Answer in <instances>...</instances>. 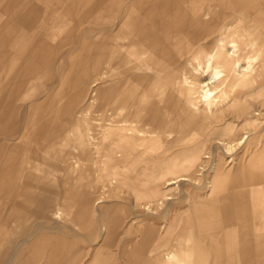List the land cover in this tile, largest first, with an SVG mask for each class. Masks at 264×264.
Instances as JSON below:
<instances>
[{
  "label": "crops",
  "instance_id": "1",
  "mask_svg": "<svg viewBox=\"0 0 264 264\" xmlns=\"http://www.w3.org/2000/svg\"><path fill=\"white\" fill-rule=\"evenodd\" d=\"M39 1L44 3L50 0ZM53 1L58 3L54 5L56 9L49 12L51 15L48 17L52 19L51 30L47 33L49 39L52 40L51 42L41 43L39 48L25 47L24 51L30 53L25 56L24 54L21 55L19 59L17 58L18 49L15 42L10 39L7 43H0V52L3 51V54L0 53V75L2 76H0V88L3 85L1 84L2 81L4 84H16L17 82L59 84V89L47 92L34 90L2 91L0 89V244L7 233L4 228L5 223H12L16 229L21 230V224L27 222L28 219L26 218H29V208L36 207L40 215L44 216L42 221L57 222L56 219L61 218L82 223L89 219L94 210L92 193L83 184L55 179L57 175L68 177L71 174L86 179L96 170L89 169L90 161L83 162L81 168L79 167L80 170L74 167L69 152L77 141L72 135V130L75 127L70 117L71 114L75 109H81L86 105L81 100L87 99L89 91L87 86L89 84H100L96 87L98 99L102 101L104 107H107L106 100L109 98L107 84L114 77L111 73L113 66H118L121 70L114 77L118 81L154 82L161 74L165 75L166 73V70L163 71L164 73L159 71L162 57L166 58L176 50L174 48L176 44V30L174 28L173 32L168 33L165 40H160L157 36L158 39L154 41L156 43L143 42V35H141L138 36V40L136 38L135 43L137 44L131 53L122 54L123 50L120 49L126 37L124 36L125 33L123 34V23L133 4L134 6L141 4L140 6L144 8L139 7V10L136 11L137 19L144 12L145 17L152 20L163 10L164 16H168L165 17L168 23H170V19H173L174 24L176 11L175 7H171L170 4H174L176 0H143L144 3L142 0H102L107 7L99 12L96 5L102 2L100 0ZM163 1L168 3L167 6L166 4L161 6ZM65 2H70L66 8ZM125 6L128 8L121 19V12ZM102 20H106V22ZM182 33L185 38H188L187 35L195 36L198 34L197 31L195 33L190 31L186 33L187 35L185 32ZM70 36H72L71 42ZM60 40H62L61 43ZM152 43L154 44L152 45ZM196 50L199 48L196 47L194 52ZM115 52H118V56L116 54L117 61L113 59ZM146 52L153 53L152 60L145 59L148 56ZM130 56L132 60L137 61V64L126 67L130 62ZM116 57L114 56V58ZM21 60L22 65H18V61ZM168 61L166 67L172 63L170 59ZM15 63L17 64L15 65ZM170 65L168 68L173 66ZM18 67L21 68L19 72ZM8 69H10L9 74ZM2 71L4 72L3 75L1 74ZM33 98L43 100L37 106H44L48 109L46 112L51 111L48 120H53L55 126L46 129L44 127L34 128L33 114L30 115L28 123L18 122L17 104L14 101ZM7 104L10 107H3ZM53 105L56 106L52 107ZM137 112L139 113V111ZM144 113L145 110L140 112L143 115ZM64 124L65 128L63 127ZM62 128L65 129L64 132H61ZM222 135L225 136V134ZM53 140H56L55 143ZM44 145L58 147H54L55 155L65 164L61 167L45 165L42 157H46V152L43 151L40 154L36 149L37 146ZM65 151L68 152V156L64 155ZM118 162L126 168V162L121 160ZM220 166L213 178L212 197L188 205L185 212L189 215L185 218L182 226L178 224V220L171 223L164 233H157L154 227L143 229L136 246L130 252V262L126 264H130L132 260L140 261L141 254L146 251L150 252L160 264V259L167 250L177 252V257L185 264H264V148L234 170H222V162ZM129 172L134 176L141 173L140 171ZM159 177L157 175V178ZM82 197L87 198V202ZM81 203L84 205L83 208L87 209L86 206H89L88 209L90 210V215L83 219L79 217L78 213ZM6 206L8 211L3 214L2 209ZM40 215L39 219L42 218ZM46 215L53 220H45ZM96 221L94 220L95 229L91 234L93 239L96 236ZM118 227L120 228V224ZM179 227H182L181 232L177 233L175 239H172L174 232ZM41 231L42 229L39 228L34 233L27 235L29 236L28 239L23 240L24 242L27 241L30 246L31 258L28 264H35L47 249L44 243L36 240V237L42 233ZM60 238H62L59 241L60 246L53 245L50 250L46 251L44 264H79L78 259H69L74 252L68 243V239L61 236ZM34 239L35 242L31 243ZM196 244L201 247H196ZM101 252L105 254L104 259H97V255ZM109 253L108 245L99 252L93 251L92 261L87 264H105Z\"/></svg>",
  "mask_w": 264,
  "mask_h": 264
},
{
  "label": "rangeland",
  "instance_id": "2",
  "mask_svg": "<svg viewBox=\"0 0 264 264\" xmlns=\"http://www.w3.org/2000/svg\"><path fill=\"white\" fill-rule=\"evenodd\" d=\"M54 2L55 1L50 0L49 2H44L46 3L44 4L39 0L2 1L0 3V6L2 4L0 7V43H7L10 39L15 42L16 48L18 49L17 58L19 59L21 58V55L24 54L25 56L30 53L29 51H24L25 47L39 48L41 47V43L51 42L52 40L49 39L47 33L51 30L50 26L52 19L48 17L51 15L49 12L56 9L54 6L56 5V2ZM69 4V2H65L66 7ZM127 8L128 7L125 6L122 10L121 19L126 13ZM219 11L226 14L230 13V10L224 8H221ZM208 12V10L203 11L206 16L207 14H210ZM99 21L101 20L99 19ZM102 21L106 22V20ZM12 26L14 27L12 28ZM9 31H11V34H9ZM211 40L213 41V39ZM259 40L260 41L256 44L257 46L254 47L255 49L249 54V58L246 59L247 61L244 60L241 63L244 68L250 66L246 71V74L249 75L245 78V86L242 85L234 89L232 87V79H229L225 85L218 86L213 95L209 96V100H213V102H211V114L209 113L211 122L200 125L201 130L194 131L191 125L189 123L188 125L184 119L179 116L174 118L171 117L172 122L170 124L171 129H169V133L172 137L174 136L172 141H168L167 138H164L163 136H165V134H163V132L160 134L157 133L155 136L152 134L147 136L146 134L148 132L152 133L155 131L145 128L142 125H140L139 129L143 131V134H126V137L121 139L118 138L116 141L112 140L113 142L108 139L106 141V144H109L107 146L108 149L102 154H98V167H96V170L88 175L86 179H81L72 174L68 175V177L63 175H57L55 177V179L70 181L77 184L79 183L86 186V189L92 193V203H97L98 200L103 198L101 204L94 206V210L89 219L82 223H75L74 221L61 218H57V222L42 221L44 216L40 215L37 208H29V218H26L28 219L27 222L21 224V230L16 229L12 223H5L6 225H4V228L7 233L0 244V264H28V261H30L31 258L29 251L30 246L27 241L24 242L23 240L28 239L29 236L27 235L34 233V231H37L39 228L42 229V233L36 237V240H40L44 243L45 247L47 246V249H45L44 253H42L35 264H44L47 255L46 251L50 250L53 245L60 246L59 241L62 240L60 236L68 239V243L74 252L70 255L69 259H78L79 264H87L92 261L91 257L93 251L99 252V250L103 249L105 246L103 244L104 230L106 225H109V222L111 221L109 218H118L120 222L119 235L108 245L110 253L109 256H107L105 264H126L127 262H130V252L132 248L136 246V243L139 240V235L143 229L146 230L151 226L156 229L157 233H164L165 230L170 227L171 223L177 222L178 220V224L182 226L185 222V218L189 215L185 212L188 205H191L192 202L195 203L198 199L201 201V199L203 200L207 197L210 198L213 193L211 192L209 194L210 196L198 194L197 192L200 190H195L191 185L186 184H183L181 188L183 189L182 191L177 190L175 186L165 189L170 180L173 179L172 181H175L182 176L192 179L203 156H208L207 153H212L214 159L216 158L215 160L221 159L223 166L222 170H234L240 165L246 163L249 157L264 148V73L260 72L261 63L264 64V28L259 31ZM207 41L210 42V40ZM207 41H200L198 43L205 45ZM201 45L199 47H201ZM20 49L21 51H19ZM0 53L3 54V51ZM191 57V53L186 55L178 62L179 65L177 64L176 66L167 68L165 75L161 74L159 78H156V81L153 83L150 82V84L154 85L157 89L168 82L173 84L175 80L183 79L184 75L181 72L179 73L180 75L178 74L179 77L178 75H174V72H177L182 64H184V61L191 59ZM18 65H22V60L18 61ZM20 69L21 68L18 67V72ZM167 74H169L168 77H166ZM190 74L191 72L187 75L190 76ZM222 76L223 74L218 78H221ZM17 78L19 77L17 76ZM96 85L99 86L100 84ZM167 85L169 86V84ZM92 86L93 84L87 86V89L89 90L87 99L84 98V100H81V102L86 103V105L81 109H75L70 117L74 122V120L76 121L78 118L87 116L90 120H98L101 126H105L109 122V118L106 116L109 107L107 105L105 108L100 99L94 104L90 102L91 93L94 89ZM107 86V88H109V84H107ZM4 88L5 90H34L47 92L59 89V84L47 82H35L32 84L17 82L16 84L5 83L0 89L5 91ZM152 90L154 93L155 89L153 88ZM220 91L226 93V97L222 98L221 96H217L216 100L215 93H219ZM154 94L150 97L153 102L155 99L160 101V91L159 93L155 92ZM199 95V93H196L194 97L197 99L199 102L198 105L202 109L205 102L200 99ZM41 101L43 100L36 98L26 100L16 99L14 102L17 104L16 111L18 122L28 123L30 115L33 114L34 118H32V121L34 128L44 127L46 129L50 126H55L53 125V120H48L51 111L46 112L48 110L47 108H44V106H37ZM55 106L56 105H53L52 107ZM3 107L8 108L10 106L7 104L3 105ZM215 112H219L220 115H217V117L212 115ZM226 123L232 126L234 130L232 131L231 136L225 138L220 134L224 128L223 125H227ZM197 133L202 137H199ZM214 133L218 136L216 134L214 135ZM214 136L218 141L221 140L220 142L224 141L228 144H235L241 137L244 138L239 146H235L233 149L228 150L226 145L221 146L217 144V140L214 139ZM248 136L249 138L246 141L245 139ZM101 143V145H104V142ZM54 147L44 145L37 146L36 149L40 154L43 153V151L46 152V157H42L44 158L45 165L61 167L65 163L55 155ZM107 153L109 154L107 155ZM231 159L232 162L229 163ZM120 160L126 162L127 169L123 167V164L118 162ZM78 170H80V168H78ZM128 170L140 171L141 173L134 176ZM157 175L160 177L157 178ZM173 187L177 199L171 202L170 205L164 206V208L161 206L159 208L160 210L157 209L156 215L149 213L147 208L158 203L161 200V197L163 198L170 194L172 192L170 188ZM104 195H106V197H104ZM7 211V206L2 209L3 214L7 213ZM39 215L42 217L41 219H39ZM45 217V220H53L47 215ZM94 220H97V226L96 236L94 235L95 238L93 239L91 234L95 229ZM181 229L182 227H179V229L174 232L172 239L177 237L181 232ZM33 242H35V239L32 240L31 243ZM196 247L200 248L201 246L196 244ZM141 256L142 258L140 261L132 260L130 264H158L150 252L146 251L141 254ZM168 257L169 255L163 254L160 259V264H169L167 261ZM172 263L175 264V261ZM180 264L185 263L180 262Z\"/></svg>",
  "mask_w": 264,
  "mask_h": 264
},
{
  "label": "bare ground",
  "instance_id": "3",
  "mask_svg": "<svg viewBox=\"0 0 264 264\" xmlns=\"http://www.w3.org/2000/svg\"><path fill=\"white\" fill-rule=\"evenodd\" d=\"M2 1H5V0H1V2ZM210 2L212 5L210 4ZM165 4L167 6L168 3H165L163 1L161 3V6L163 7ZM140 5L141 4L139 5L136 4V6H134L133 4V6L130 9L129 14L127 15L123 23V34L125 33L124 36L126 37L124 39V44H122V46L120 47V49L123 50V52L121 51L122 54L132 52L131 50L137 44L135 43L136 38L137 40L139 39L138 36L143 35L142 37L143 42H154L158 39L157 36L160 38V40L161 39L165 40L168 33L173 32L172 30L174 28L176 30V38H175L176 44L174 45V48L176 50L173 53H171V55H168L166 58L162 57V62L159 64L160 65L159 71L164 73L163 71H165L166 68L169 67L168 65H170L168 64L167 67L165 66L169 59H170V62H172L170 66L172 65L174 66L177 64L179 65L178 62L182 59V57L191 53L192 54L191 59L185 60L181 68L179 67L180 69H178L177 72H174V75L176 76L181 72L184 75L183 76L184 78L181 80L179 79L175 80L173 84H170L171 82L170 83L168 82L165 85H161V87H158L156 89L154 85H151L149 82H142V81L127 82V81H121V80L118 81L114 79L115 75L117 73H120L121 70L118 66H113V68H111V71H112L111 73L114 77L111 80V82H109V88H107V94L109 95V98L106 100L108 103V107H109V110L107 111L108 114L106 116L109 118V122L105 126L104 125L101 126L98 120H90L87 116H83V118H78L76 119V121L74 120L75 128L72 130V135L74 137V140L77 141V143L70 149L69 153H71L72 160L74 162V167L76 168H79L83 164V162L90 161L91 164L89 166V169L90 168L96 169V167H98L97 166V160L99 157L98 154H102L103 152L106 151V149H108L107 146L109 144L107 145L106 141L108 139H110L111 142H113L112 140L116 141L118 138L121 139L123 137H126V134H129V135L130 134H136V135L143 134V131L139 129L140 125L144 126L145 128L155 131L152 133L148 132L146 134L147 136L150 134L155 136L157 135V133L160 134L161 132H163L165 136H163L162 134L161 135L164 138H167L168 141H172L174 139L173 138L174 136L172 137L169 133L170 124L172 122L171 117L174 118L176 116H179L180 118L184 119L187 124L189 123L194 131H197L201 128L200 125L206 124L207 122H211V117L209 116V113L211 114V105H212L211 102H213V100L210 101L209 96L213 95V93L215 92L216 88H218V86L225 85L229 79L230 80L232 79V82H233L232 87L234 89L242 85L245 86L246 84L245 78L248 77L249 75V74H246V71L249 69L250 66H247L246 68H244L243 65H241V63L244 60L249 58V54L253 51V49H255L254 47L257 46L256 44L260 41L259 31L260 29L264 28V0H176L174 4H170L171 7L173 6L175 7V11H176L174 24H173V19H170L169 21L170 23H168V20L166 19L168 16L167 17L164 16L163 10L159 12V15L157 14L158 17L156 16L152 20L147 19L145 17L144 12L143 14L141 13V17L137 19L135 13L137 10H139V7L142 8V6ZM96 6H97L96 9L98 10V12L100 10L103 11L105 7H107L105 6V3L103 1L99 2ZM221 8L230 10V13L226 14V13L220 12L219 10ZM204 10H208L209 11L208 13L210 14H207L206 16L205 13H203ZM13 27L14 26H12V28ZM190 31L192 33H195L197 31L198 34L195 36L187 35L186 33ZM182 32H185L188 38H185ZM71 38L72 36H70V42H71ZM211 39H213V41ZM112 40L110 41L112 42ZM207 40H210V42H208ZM61 41L62 40H60V43ZM200 41L202 42L207 41V42L205 45H201V43H198ZM154 43H152V45ZM114 44H116V42H114ZM200 45L201 47H199ZM196 47L199 48V50H196L194 52V49ZM118 49L119 48L117 45V50ZM146 53L148 54V56L145 59L152 60L154 57L153 53H149V52H146ZM116 54L118 56V52H115L113 55V59H115V61H117V58H118L116 57ZM136 54H139V53H136ZM161 54L163 55V52H161ZM114 56L116 58H114ZM16 64L17 63H15V65ZM131 64L132 65L137 64V61L132 60V57L130 56V62H128L126 67L127 66L132 67ZM13 67L15 66L13 65ZM10 69H8L9 71H7L8 74L10 72ZM187 71L188 73L191 72L190 76L187 75L188 74ZM260 72L264 73L263 63H261ZM1 74L3 75L4 72ZM221 74H223V76L221 78H218ZM168 75H166V77H168ZM2 82L1 84L4 85V83ZM167 84H169V86ZM96 87L97 85L93 84L92 88L94 89L91 93L92 95L90 99L91 100L90 102L92 104H94L95 102L99 100L98 94L96 92L97 91ZM153 88L155 89L156 93L157 92L159 93L160 91L161 93L160 101L154 98L156 102L155 101L153 102V100L150 98L155 93V92L153 93V90H152ZM13 93L14 92H12V95H14ZM196 93H199L200 99L203 100V102H205V105L202 109L199 107L198 105L199 102L194 97ZM215 96H216L215 99L217 98V96H221L222 98H225L226 93L221 92V91L219 93L216 92ZM10 98L11 97H9V99ZM143 110H145L144 115L140 114V112ZM137 111H139V113ZM212 115H215L217 117V115H220V113L215 112ZM224 125H223L224 128L222 127L223 129H222L221 135L225 134V136L224 135L222 136L226 138L232 135V131L234 129L232 126L228 124L225 126ZM63 127L65 128V124L63 125ZM64 128H62L61 132L65 131ZM57 132H58V129H57ZM57 132L56 134H58ZM215 134L216 133H214V135ZM198 136L200 137L201 135H198ZM243 138L241 137L239 140H237L235 144H228L227 142H224L223 140H222L223 142H220L221 140L218 141L214 136V139L217 140V144L221 146L226 145L228 147V150L233 149V147L235 146H239ZM248 138L249 136L246 137L245 140L247 141ZM53 141L55 143L56 140H53ZM101 142H104V145H101L102 144ZM205 143H208V142H205ZM231 151H234V150H231ZM67 153L65 151L64 155L68 156ZM108 154L109 153H107V155ZM207 155L208 156L206 155L203 156L202 161L199 164L197 171L192 179L188 177L185 178L183 176L182 178L179 176L180 178H177V180L175 181H172L173 179L170 180V182L167 183L165 189H167L168 187L175 186L177 190L182 191L183 189L181 188L183 184H186V185H191L195 190H200L197 192L198 194H202L206 196L209 195L212 192L211 190H213V180L212 179L214 178V176L217 174V172L219 171L221 167L220 166L221 159L215 160L216 158L214 159V155L212 153H207ZM230 162H232V159L229 161V163ZM164 186H165V183H164ZM170 190H172L171 193L169 192L170 194L164 196L163 198L161 197V200L158 203H156L154 206L147 208L149 213L156 215L157 209H159L161 206H163L164 208V206L170 205L171 202L177 199L174 194L175 193L174 187L170 188ZM104 197H106V195H104ZM84 200H86L87 202L88 199L84 198ZM102 200L103 198L98 200L97 203H94V206L101 204ZM199 200L200 199H198L197 201ZM197 201H195V203H197ZM83 206H84L83 203H81L79 207L80 210L78 211L79 217H81L82 219L90 215V210L88 209L89 206H86L88 207L87 209L83 208ZM109 219L111 221L109 222L108 228H105L104 230L105 235L103 238V243L105 244V246L109 245L111 241L115 240V238L118 237L119 235L118 232L120 229L118 227V225L120 224L118 218L117 219L109 218ZM148 228L151 229V226ZM165 254L169 255L167 259L169 264L174 261H175V264H180L181 261L177 257V252L174 253V252H169L167 250ZM104 256H105L104 252L103 253L101 252L97 255L96 258L104 259Z\"/></svg>",
  "mask_w": 264,
  "mask_h": 264
}]
</instances>
